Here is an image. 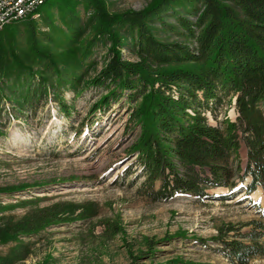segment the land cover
Masks as SVG:
<instances>
[{
    "label": "trees",
    "instance_id": "trees-1",
    "mask_svg": "<svg viewBox=\"0 0 264 264\" xmlns=\"http://www.w3.org/2000/svg\"><path fill=\"white\" fill-rule=\"evenodd\" d=\"M84 3L88 16L81 22L74 0H45L37 11L49 34L38 36L30 18L0 30V102L24 115L42 107L50 94L60 98L59 88L78 98L93 87L106 92L96 112L125 95L130 122L140 129L131 150L149 179L152 200L180 194L201 199L207 189L231 192L238 184L246 195L258 188L264 193V0H155L144 10L122 14L107 12L101 0ZM53 8L66 29L60 43L51 36ZM20 25L26 50L17 45ZM156 29L179 40H159ZM98 45L104 49L103 66L84 81ZM232 99L235 120H218ZM71 208L59 203L36 209L18 224L1 226L0 238L34 234L72 216ZM244 226L248 232L235 230L232 240L219 230L224 255L237 264L264 256V211ZM27 255V246L20 245L0 264Z\"/></svg>",
    "mask_w": 264,
    "mask_h": 264
},
{
    "label": "rangeland",
    "instance_id": "rangeland-1",
    "mask_svg": "<svg viewBox=\"0 0 264 264\" xmlns=\"http://www.w3.org/2000/svg\"><path fill=\"white\" fill-rule=\"evenodd\" d=\"M74 1L84 22V0ZM101 1L107 12L122 14L144 10L155 0ZM50 16L51 36L60 43L64 22L55 8ZM33 20L38 36L49 34L39 12ZM158 30L154 34L159 40H179ZM16 35L18 47L26 50L24 26ZM123 56L134 61L127 51ZM104 59V49L96 46L90 59L94 66L84 81L100 70ZM59 92L60 98L50 94L42 107L24 115L0 102V227L59 203L73 207V214L34 234L1 237L0 258H9L25 245L27 257L11 264H237L224 255L219 230L226 233L225 240H232L235 230L248 232L244 225L259 220L264 211V203L251 197L260 188L246 195L238 184L231 192L207 189L201 199L180 194L154 201L148 195L149 179L131 150L140 129L130 122L125 95L93 112L106 94L102 89L87 88L78 98L67 87ZM62 106L69 109L62 111ZM224 116L235 120L234 99L222 108L218 120ZM208 121L215 123L209 115ZM239 160L244 167V146ZM158 187L155 182L153 189ZM231 227L234 230L227 233ZM247 264H264V256Z\"/></svg>",
    "mask_w": 264,
    "mask_h": 264
},
{
    "label": "built area",
    "instance_id": "built-area-1",
    "mask_svg": "<svg viewBox=\"0 0 264 264\" xmlns=\"http://www.w3.org/2000/svg\"><path fill=\"white\" fill-rule=\"evenodd\" d=\"M40 0H0V30L9 24V19L20 13H28V7Z\"/></svg>",
    "mask_w": 264,
    "mask_h": 264
},
{
    "label": "bare ground",
    "instance_id": "bare-ground-1",
    "mask_svg": "<svg viewBox=\"0 0 264 264\" xmlns=\"http://www.w3.org/2000/svg\"><path fill=\"white\" fill-rule=\"evenodd\" d=\"M44 2L45 0H40L36 2L35 5H31L30 7H28V13H20L10 18L9 24L13 21H21V20H25L28 18L35 19L38 14L37 10L39 9L40 6L43 5ZM251 197L253 200H260L262 203H264V193H262L260 189L257 192L253 193Z\"/></svg>",
    "mask_w": 264,
    "mask_h": 264
}]
</instances>
